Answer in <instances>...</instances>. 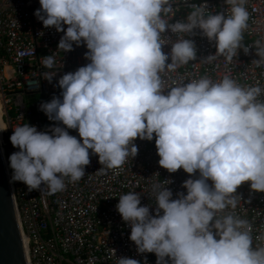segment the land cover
Listing matches in <instances>:
<instances>
[{
  "label": "clouds",
  "instance_id": "obj_1",
  "mask_svg": "<svg viewBox=\"0 0 264 264\" xmlns=\"http://www.w3.org/2000/svg\"><path fill=\"white\" fill-rule=\"evenodd\" d=\"M39 3L35 17L45 28L64 33L58 49L67 52L73 44H84L90 62L59 78L62 99L53 96L40 105L50 121L63 127L38 131L25 123L13 128L10 142L19 151L9 157L11 180L29 191L55 194L66 180L75 183L85 176L89 150L102 165L98 172L117 170L138 154L137 138L155 136L162 168L199 177L187 179V194L178 193L177 199L165 187L171 181L153 184L155 214L141 206L140 193L119 196L116 209L131 227L129 239L137 252L155 253L156 264H264V244L254 245L249 221L227 211L241 204L236 192L243 183L264 192V88L243 86L229 75L169 86L162 75L197 59L194 41L185 38L196 29L216 46V53L200 63L220 57L231 62L239 49L247 54L251 47L259 57L252 64L264 66V42L243 44L247 0H225L227 15L192 4L186 20L175 23L165 19L173 15L172 0ZM167 30L176 35L174 41L164 36ZM165 44H171L170 53L162 51ZM42 64L50 70L45 79L51 83L56 59L42 57ZM68 129L77 130L79 139ZM256 239L264 241V234ZM117 262L140 264L128 257Z\"/></svg>",
  "mask_w": 264,
  "mask_h": 264
},
{
  "label": "built area",
  "instance_id": "obj_2",
  "mask_svg": "<svg viewBox=\"0 0 264 264\" xmlns=\"http://www.w3.org/2000/svg\"><path fill=\"white\" fill-rule=\"evenodd\" d=\"M172 3L174 16L165 17L170 19L169 23L186 20L189 5L192 4H206L211 14L227 15L225 0H172ZM245 6L250 18L243 44L251 46L258 39L264 42V0H247ZM39 8V0H0V101L3 123L0 152L27 264H118L117 258L120 257L136 259L140 264H156L155 253H138L135 243L129 239L131 227L116 209L119 196L129 191L140 193L141 206H149L150 212L155 214L153 184L171 181L165 187L172 191V199H177L178 193L187 194L184 182L198 178L199 173L190 176L183 169L169 173L162 168L158 163L160 157L155 136L151 141L137 138L134 143L138 154L134 158L129 157L117 170L98 172L102 165L98 156L89 150L90 164L85 166V176L75 183L66 180L64 190L55 194H48L47 190L29 191L23 182L11 180L13 170L9 157L19 151L10 142L13 128L25 123L35 126L38 131H48L57 125L63 127L57 121H50L40 110V105L50 102L53 96L62 99L59 78L90 62L85 59L88 49L84 44H73V50L67 52L58 49L64 33L57 32L54 27L45 28L34 15ZM64 28L66 30L67 25ZM164 36L173 41L176 39L170 30ZM185 38L194 41L197 59L162 74L169 86H174L173 81L188 83V80L204 75L213 80L229 75L243 86L259 84L264 88V66L252 64L253 60L259 59L254 48L250 47L247 54L239 49L231 62L220 57L210 64H202L200 62L204 58L216 53L215 42L203 36L200 29ZM162 51L170 53L171 44H165ZM49 55L56 59V68L52 70L56 75L51 83L45 79L50 70L42 64V57ZM170 62L169 59L167 63ZM27 94H33V97ZM260 98L264 99V94ZM68 131L79 139L77 130ZM208 183L211 185L212 181ZM236 194L241 197V204L235 210L227 211H233L249 221L254 245L264 244V241L256 239L264 234V192L251 190L250 182H245L237 188Z\"/></svg>",
  "mask_w": 264,
  "mask_h": 264
},
{
  "label": "water",
  "instance_id": "obj_3",
  "mask_svg": "<svg viewBox=\"0 0 264 264\" xmlns=\"http://www.w3.org/2000/svg\"><path fill=\"white\" fill-rule=\"evenodd\" d=\"M0 264H27L0 152Z\"/></svg>",
  "mask_w": 264,
  "mask_h": 264
},
{
  "label": "bare ground",
  "instance_id": "obj_4",
  "mask_svg": "<svg viewBox=\"0 0 264 264\" xmlns=\"http://www.w3.org/2000/svg\"><path fill=\"white\" fill-rule=\"evenodd\" d=\"M1 115H2V112H1V101H0V131L3 128V123H2V120H1Z\"/></svg>",
  "mask_w": 264,
  "mask_h": 264
},
{
  "label": "trees",
  "instance_id": "obj_5",
  "mask_svg": "<svg viewBox=\"0 0 264 264\" xmlns=\"http://www.w3.org/2000/svg\"><path fill=\"white\" fill-rule=\"evenodd\" d=\"M28 97H33V94H27Z\"/></svg>",
  "mask_w": 264,
  "mask_h": 264
}]
</instances>
